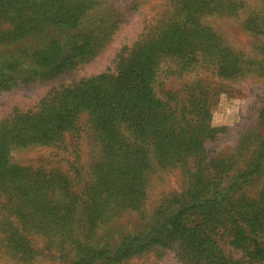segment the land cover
I'll return each instance as SVG.
<instances>
[{"label":"rangeland","instance_id":"obj_1","mask_svg":"<svg viewBox=\"0 0 264 264\" xmlns=\"http://www.w3.org/2000/svg\"><path fill=\"white\" fill-rule=\"evenodd\" d=\"M179 28L214 34L208 45L219 60L198 55L187 65L162 53L153 89L176 128L200 118L216 129L205 140L207 160L161 163L152 152L133 168L142 161L111 159L96 108L50 143L8 146L0 158V264H107L98 250L116 251L163 222L195 172L210 161L230 176L250 172L264 141V0H0V128L40 112L56 92L116 74L137 47ZM262 170L239 191L251 202L264 200ZM92 197L105 212L96 228L83 215ZM216 235L227 255L264 264L235 250L226 228ZM112 264L189 262L175 244Z\"/></svg>","mask_w":264,"mask_h":264},{"label":"trees","instance_id":"obj_2","mask_svg":"<svg viewBox=\"0 0 264 264\" xmlns=\"http://www.w3.org/2000/svg\"><path fill=\"white\" fill-rule=\"evenodd\" d=\"M172 26L170 28H177ZM209 35L214 39L215 35L210 31L179 28L172 37L167 31L123 58L116 74H103L74 88L56 92L40 112L20 116L9 129L0 128V158L5 157L10 145H27L32 141L50 143L62 137L74 129V122L83 111L96 108L103 111L98 128L109 143L111 159H140L142 162L133 166L136 168L155 152L161 163L186 161L191 155L199 156L201 162H205V140L216 129L208 122L198 121L200 118L195 124L186 121L183 127L176 128V114L156 96L153 83L162 53L179 57L187 65L198 55L219 60L214 45H208ZM230 57L227 54L226 59ZM69 65L66 59L56 72ZM195 106L202 113L208 109L200 104ZM224 165L210 161L192 175L188 190L168 201L172 211L163 222L153 225L147 233L139 234L116 251L98 250V256L112 264L155 246L179 244L189 264H242V260L227 255L216 239L217 231L226 228L232 235L235 250L250 261L262 260L264 200L251 202L246 192L239 191L248 183L244 180L249 179V174L263 171L264 141L259 143L257 159L250 172L230 176ZM12 169L15 171L14 167ZM13 170L10 174L15 181ZM234 187L237 188L235 196ZM94 200L92 197V208H85L83 215L91 223L89 227L96 228L103 222L105 212L97 208ZM124 201L127 203L130 198Z\"/></svg>","mask_w":264,"mask_h":264}]
</instances>
